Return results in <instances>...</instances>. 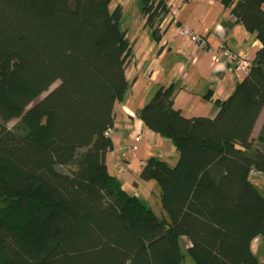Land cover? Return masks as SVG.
<instances>
[{
  "label": "trees",
  "instance_id": "1",
  "mask_svg": "<svg viewBox=\"0 0 264 264\" xmlns=\"http://www.w3.org/2000/svg\"><path fill=\"white\" fill-rule=\"evenodd\" d=\"M260 46L214 117H184L172 86L140 111L168 139L174 165L150 157L160 214L110 175L114 104L130 86L131 48L111 0H0V264H264V0H219ZM160 38L165 0H140ZM57 82V85L50 87ZM45 93L41 97V95ZM20 119L18 129L6 123Z\"/></svg>",
  "mask_w": 264,
  "mask_h": 264
},
{
  "label": "crops",
  "instance_id": "2",
  "mask_svg": "<svg viewBox=\"0 0 264 264\" xmlns=\"http://www.w3.org/2000/svg\"><path fill=\"white\" fill-rule=\"evenodd\" d=\"M165 2L169 12L160 25L158 40L145 24L140 0H111L110 3L112 8L121 7V27L126 32L131 54L125 70L130 86L122 100L114 104L112 148L105 155V164L108 173L126 191L151 208L149 197L155 194L160 199V193L155 181L139 179L141 166L150 157L174 165L178 153L168 139L144 128L139 117L143 106L160 86H172L173 107L184 117H214L217 111L214 99H227L247 72L246 68L229 64L219 52V46L245 59L248 65L254 61L260 46L255 34L246 31L230 8L219 0ZM181 27L196 34L203 44L183 34ZM263 119L260 113L252 138L258 135ZM135 137L139 139L136 141ZM131 145H136V149L131 151ZM256 249L252 248L256 257L261 250L264 256V241Z\"/></svg>",
  "mask_w": 264,
  "mask_h": 264
},
{
  "label": "rangeland",
  "instance_id": "3",
  "mask_svg": "<svg viewBox=\"0 0 264 264\" xmlns=\"http://www.w3.org/2000/svg\"><path fill=\"white\" fill-rule=\"evenodd\" d=\"M56 85H57V82L54 83L50 87V89L54 88ZM43 95H45V93H43L41 95V97ZM262 111L263 110H261V115H262V119H263L264 118V111L263 112ZM19 122H20V119H12V120L8 121L5 125L9 129H12V130L18 129L19 130V127H18ZM262 125H263V123H262ZM256 174H257L256 172H252V174H250V181L258 189L259 193L264 197V174H261V173H258L259 175H256ZM156 197H157V195L153 194L152 196L149 197L150 198L149 200H150V203L152 205L153 210L156 211V213L158 214V211L160 210V199L156 198ZM260 241H259V243H260ZM179 242H180L181 252L183 255V258H182L180 264H195V262L193 261V259L190 257V255L187 253V250H186L187 247L189 246L188 239L185 237H181ZM258 244H252V248L254 251L257 250L256 246ZM261 246H263V245H261ZM257 258L260 261H262L264 259L262 250L257 254Z\"/></svg>",
  "mask_w": 264,
  "mask_h": 264
},
{
  "label": "built area",
  "instance_id": "4",
  "mask_svg": "<svg viewBox=\"0 0 264 264\" xmlns=\"http://www.w3.org/2000/svg\"><path fill=\"white\" fill-rule=\"evenodd\" d=\"M181 32L185 35H188L190 36V38L196 42V43H201L203 44V41L200 40V38L192 33L190 30H188L187 28H184V27H181ZM219 52L222 53L229 64H231L232 66H235V67H241V68H246L247 71H248V68L250 67V65H248V63L246 62L245 59H242L240 58L237 54L235 53H232L230 52L229 50L225 49L223 45H220L219 46ZM248 67V68H247ZM111 134V130H109L107 132V135H110ZM139 139V137H135V140L137 141ZM136 149V145H131L130 147V150L133 151ZM260 241V239L258 237H255L253 240H252V243H251V246L252 244H258Z\"/></svg>",
  "mask_w": 264,
  "mask_h": 264
}]
</instances>
